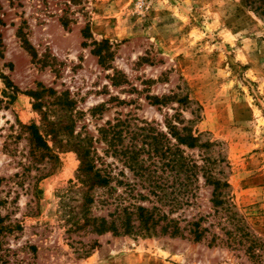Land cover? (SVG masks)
<instances>
[{"label":"rangeland","instance_id":"obj_1","mask_svg":"<svg viewBox=\"0 0 264 264\" xmlns=\"http://www.w3.org/2000/svg\"><path fill=\"white\" fill-rule=\"evenodd\" d=\"M0 17V264H264V22L255 13L239 0H0ZM105 41L111 60L102 67L93 51ZM40 85L72 107L46 96L35 109L29 94ZM154 97L170 100L157 107ZM184 97L189 108L175 102ZM178 109L186 120L198 110L195 131L220 145L231 201L260 242L255 252L210 245V235L195 242L69 232L82 203L69 184L80 167L66 146L71 134L93 139L104 164L132 182L96 143L99 130L127 117L165 130ZM32 124L57 161L35 162L25 128ZM210 192L203 187L182 216L206 215Z\"/></svg>","mask_w":264,"mask_h":264},{"label":"trees","instance_id":"obj_2","mask_svg":"<svg viewBox=\"0 0 264 264\" xmlns=\"http://www.w3.org/2000/svg\"><path fill=\"white\" fill-rule=\"evenodd\" d=\"M239 1L264 22V0ZM62 24L65 26V23ZM84 37L87 38L86 35ZM108 44V41L95 43L93 54L102 67H106L111 60L105 48ZM29 49L32 50V47ZM3 52L0 34V58H3ZM2 78L6 80V77ZM112 82L118 86L117 78L114 77ZM7 87H12L10 80H7ZM29 96L37 101L35 109L47 106L46 96L54 97L58 106L72 107L64 95L60 97L55 90L42 85ZM9 98L13 100L12 96ZM149 100L154 106L164 107L170 97ZM2 102L0 100V104ZM175 102L180 107L189 108L191 105L188 97L178 98ZM196 112L198 110L192 111V120H186L179 109L175 110L174 115L166 116L165 130L156 122L133 117L116 118L99 130L96 143L106 146L105 156L121 163L132 175V182L124 170L114 174L111 167L104 164L93 147V139L71 134L66 146L75 150L80 167L76 182L70 181L69 184L72 191L80 192L82 203L79 211L70 216L72 224L69 232L87 231L97 236L111 233L114 236L143 238L169 235L171 238H191L195 242H202L210 235V245L222 243L232 248L246 247L250 254L255 252L260 242L252 235L245 219L231 201L223 151L218 143L197 134L195 125L200 117ZM51 124L54 133L64 131L61 125L55 129L53 126L56 123ZM25 128L29 132L35 162L46 159L57 161L39 127L32 124ZM59 143L62 145L63 140ZM203 187L211 189L209 212L187 220L182 213L196 205ZM98 208L105 209L107 214L102 217L92 215V210ZM209 219L213 220L211 224ZM214 229H218L223 236ZM96 246L95 242L85 249V254L89 255Z\"/></svg>","mask_w":264,"mask_h":264},{"label":"built area","instance_id":"obj_3","mask_svg":"<svg viewBox=\"0 0 264 264\" xmlns=\"http://www.w3.org/2000/svg\"><path fill=\"white\" fill-rule=\"evenodd\" d=\"M143 7H144L143 3L138 5L139 9H143Z\"/></svg>","mask_w":264,"mask_h":264}]
</instances>
